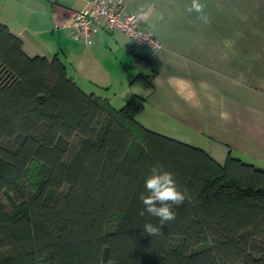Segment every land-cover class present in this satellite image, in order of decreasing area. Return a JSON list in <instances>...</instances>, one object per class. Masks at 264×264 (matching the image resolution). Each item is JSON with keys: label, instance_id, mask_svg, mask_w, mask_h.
Returning <instances> with one entry per match:
<instances>
[{"label": "trees", "instance_id": "1", "mask_svg": "<svg viewBox=\"0 0 264 264\" xmlns=\"http://www.w3.org/2000/svg\"><path fill=\"white\" fill-rule=\"evenodd\" d=\"M144 104L83 92L0 22V264H264V168L145 128ZM157 162L192 200L150 236Z\"/></svg>", "mask_w": 264, "mask_h": 264}, {"label": "crops", "instance_id": "2", "mask_svg": "<svg viewBox=\"0 0 264 264\" xmlns=\"http://www.w3.org/2000/svg\"><path fill=\"white\" fill-rule=\"evenodd\" d=\"M126 1L161 49L109 31L87 45L55 28L87 0H0V22L22 40L26 54L59 57L83 92L114 109L132 95L145 98L137 117L145 128L197 146L219 164L230 155L264 168V0H202L207 25L186 11L191 0ZM145 113L176 125L171 130L179 137L143 122Z\"/></svg>", "mask_w": 264, "mask_h": 264}, {"label": "built area", "instance_id": "3", "mask_svg": "<svg viewBox=\"0 0 264 264\" xmlns=\"http://www.w3.org/2000/svg\"><path fill=\"white\" fill-rule=\"evenodd\" d=\"M85 8L70 14L66 22L57 27L69 30L71 37L91 45L99 31L120 32L132 44L150 49L162 48L159 38L142 24L141 13L127 9L126 0H87Z\"/></svg>", "mask_w": 264, "mask_h": 264}, {"label": "clouds", "instance_id": "4", "mask_svg": "<svg viewBox=\"0 0 264 264\" xmlns=\"http://www.w3.org/2000/svg\"><path fill=\"white\" fill-rule=\"evenodd\" d=\"M206 7L202 0H191L186 11L189 14L195 13L198 20L207 25L211 23V17L205 11ZM221 118L227 120L229 116L227 113H222ZM144 187L145 191L141 192L138 197L143 205L138 214L140 216L147 214L158 219L159 226L150 222L143 226L144 233L156 236L161 234L164 225L176 219L175 209L186 201L191 202L192 196L186 187L181 189L178 186L174 173L165 170L164 165L159 162L151 166Z\"/></svg>", "mask_w": 264, "mask_h": 264}, {"label": "rangeland", "instance_id": "5", "mask_svg": "<svg viewBox=\"0 0 264 264\" xmlns=\"http://www.w3.org/2000/svg\"><path fill=\"white\" fill-rule=\"evenodd\" d=\"M117 107V106H116ZM147 113V112H146ZM146 113H145V115L143 114V117H145L146 116ZM142 117V118H143ZM151 116L149 115V116H147V117H145V118H143V122H145V123H148V124H150V126H153V127H155V128H157V129H160V130H162V131H164V132H167V133H174L175 135H177V132H175V130L176 129H174V131H172L171 129H173L174 128V126H176V125H172V123L170 122V123H168L167 121H165V120H163V121H161L160 119H153V118H150ZM182 127H184V126H182ZM180 128V130L182 131H184V129L183 128ZM187 129V128H186ZM189 130V129H188ZM186 131V130H185ZM184 133V132H183ZM182 133V135L184 136V138L185 139H187L188 141H193V139L190 137V136H187L186 134H183ZM178 136V135H177ZM179 137V136H178ZM4 200V199H3ZM5 202H6V200H4ZM7 203V202H6Z\"/></svg>", "mask_w": 264, "mask_h": 264}]
</instances>
